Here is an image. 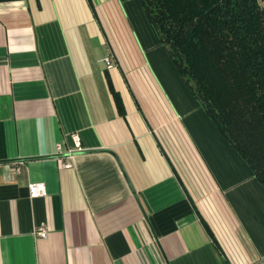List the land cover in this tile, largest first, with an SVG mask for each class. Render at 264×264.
I'll return each instance as SVG.
<instances>
[{
  "label": "crops",
  "instance_id": "crops-1",
  "mask_svg": "<svg viewBox=\"0 0 264 264\" xmlns=\"http://www.w3.org/2000/svg\"><path fill=\"white\" fill-rule=\"evenodd\" d=\"M150 22L139 0H0V264H264V186Z\"/></svg>",
  "mask_w": 264,
  "mask_h": 264
},
{
  "label": "trees",
  "instance_id": "trees-1",
  "mask_svg": "<svg viewBox=\"0 0 264 264\" xmlns=\"http://www.w3.org/2000/svg\"><path fill=\"white\" fill-rule=\"evenodd\" d=\"M139 2L196 101L264 186V0Z\"/></svg>",
  "mask_w": 264,
  "mask_h": 264
},
{
  "label": "built area",
  "instance_id": "built-area-1",
  "mask_svg": "<svg viewBox=\"0 0 264 264\" xmlns=\"http://www.w3.org/2000/svg\"><path fill=\"white\" fill-rule=\"evenodd\" d=\"M104 63L106 65L107 69H110L113 67V61L111 60V58L105 57L104 58ZM71 139L74 142V151H79L80 150V144H79V137L77 134H71ZM69 153H71V151H69ZM57 160L58 163L60 165V167H70L71 163L67 160L63 159V151L62 148L60 146L57 147ZM28 189V194H29V198L33 199V198H37V197H42L45 195V185L43 182H32L29 183L27 186ZM34 234L36 235V237H40V238H44L47 235V230L45 228V226L43 224L37 226L34 230Z\"/></svg>",
  "mask_w": 264,
  "mask_h": 264
},
{
  "label": "water",
  "instance_id": "water-1",
  "mask_svg": "<svg viewBox=\"0 0 264 264\" xmlns=\"http://www.w3.org/2000/svg\"><path fill=\"white\" fill-rule=\"evenodd\" d=\"M54 157H57V155H54ZM29 159H32V157H30V158H23L22 160H29Z\"/></svg>",
  "mask_w": 264,
  "mask_h": 264
},
{
  "label": "rangeland",
  "instance_id": "rangeland-1",
  "mask_svg": "<svg viewBox=\"0 0 264 264\" xmlns=\"http://www.w3.org/2000/svg\"><path fill=\"white\" fill-rule=\"evenodd\" d=\"M262 6H264V4H262Z\"/></svg>",
  "mask_w": 264,
  "mask_h": 264
}]
</instances>
